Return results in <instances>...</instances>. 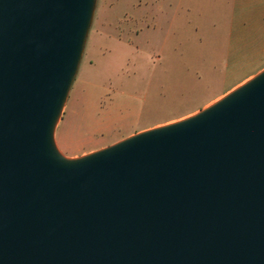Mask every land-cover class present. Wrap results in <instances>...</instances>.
I'll return each instance as SVG.
<instances>
[{"label":"water","instance_id":"obj_1","mask_svg":"<svg viewBox=\"0 0 264 264\" xmlns=\"http://www.w3.org/2000/svg\"><path fill=\"white\" fill-rule=\"evenodd\" d=\"M95 0H0V264H264V67L77 156L54 140Z\"/></svg>","mask_w":264,"mask_h":264},{"label":"rangeland","instance_id":"obj_2","mask_svg":"<svg viewBox=\"0 0 264 264\" xmlns=\"http://www.w3.org/2000/svg\"><path fill=\"white\" fill-rule=\"evenodd\" d=\"M172 1L163 5L173 17L160 19L161 0H95L55 130L62 154L77 156L189 115L252 70V58L228 71L221 57L190 59L189 39L200 43L186 19L189 1L176 9Z\"/></svg>","mask_w":264,"mask_h":264},{"label":"crops","instance_id":"obj_3","mask_svg":"<svg viewBox=\"0 0 264 264\" xmlns=\"http://www.w3.org/2000/svg\"><path fill=\"white\" fill-rule=\"evenodd\" d=\"M188 1L189 15L186 19L193 23L194 34L200 43L197 46L192 43V38L189 39L190 59L195 58L196 55L203 58L207 55L213 59L221 57L224 71L232 69L244 58L255 59L252 70L247 71L244 77L228 88L209 98L203 103L205 105L264 67V0ZM165 2L166 0H161V3L156 5L157 18L166 19L167 16L171 19L174 12L169 14L163 5ZM176 4L180 6V0H176L175 4L172 1L173 9H176ZM207 44L210 46L208 51Z\"/></svg>","mask_w":264,"mask_h":264}]
</instances>
